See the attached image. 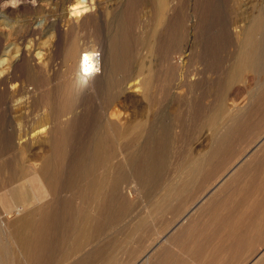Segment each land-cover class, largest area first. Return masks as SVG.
<instances>
[{
	"label": "rangeland",
	"instance_id": "374dc122",
	"mask_svg": "<svg viewBox=\"0 0 264 264\" xmlns=\"http://www.w3.org/2000/svg\"><path fill=\"white\" fill-rule=\"evenodd\" d=\"M76 1L0 0V91L1 79L7 82V91L0 93V123L6 116L5 100L15 109L11 118L16 125L26 111L36 118L51 119L52 111L44 105L45 100L52 106L59 91L67 88L63 59L73 41L80 46L91 44L100 52L103 63L99 71L110 74L126 73L138 64L145 73H159L160 64L163 67L173 47V71L171 74L163 68L150 98L119 78L114 85L112 79L109 85L103 84L108 85L107 92L119 93L109 112L121 120L145 116L149 123L143 139L137 141L145 147L143 152L132 150L126 155L130 166L125 164L118 140L111 133L105 135L104 143L110 149H82V145L87 148L93 144L88 134L95 132L101 116L93 110L87 118L81 115V107L72 113L79 116V122L84 121L73 136L78 149L68 154H48V168H40L48 182L59 180L58 192L36 198L9 220L8 229L2 226L5 219L0 215V264H195L200 248L214 252L219 264H245L243 258L249 259L251 252L247 249L256 246L251 242L259 230L256 219L264 215V181L260 180L264 169L258 165L244 167L247 157L257 152L264 155L260 151L264 148V72L255 76L246 71L241 80L230 82L227 75L239 41L251 18L264 9V0H165L166 11L162 12L157 10V0H85L90 2L88 13L92 16L87 27L79 16H70L69 7ZM200 41L207 44L205 67L189 55L190 47ZM22 49L23 59L11 66ZM37 64L43 76H38ZM16 84L27 86L31 96L16 102L20 97L15 92ZM214 113L219 121L212 131L206 120ZM39 122L36 120L34 126ZM254 139L261 143L248 150ZM108 153L114 158L110 173L115 182L103 187L92 229L79 244H72L83 206L81 187L84 181L106 174L107 168L98 160ZM3 154L0 149L1 166L12 165L17 176L35 158L40 166L37 155ZM243 154L246 158L237 171L243 170L244 178L236 183L231 178L236 170L232 163ZM195 159L198 168L190 172L186 166ZM221 174L225 176L220 182ZM221 185L224 197L218 199L216 191L202 199L212 186ZM245 200H252L246 205L256 208V213L240 212ZM209 204L213 206L207 210L208 216H200L198 212ZM188 220L204 225L201 230H191L190 238L180 232ZM22 221L28 224L24 227ZM21 232L28 237L26 251L10 240L11 234ZM246 234L249 246L243 244ZM167 235L178 243L184 239L185 246H172ZM186 240L195 242L189 246Z\"/></svg>",
	"mask_w": 264,
	"mask_h": 264
},
{
	"label": "bare ground",
	"instance_id": "6f19581e",
	"mask_svg": "<svg viewBox=\"0 0 264 264\" xmlns=\"http://www.w3.org/2000/svg\"><path fill=\"white\" fill-rule=\"evenodd\" d=\"M88 5L90 6V2L88 3L85 0H77L69 7V10H68L70 12V16L77 15L80 17L79 20L83 26L89 23L88 18L91 16L88 13V11L90 10V8H88ZM156 7H157V10H159L160 12H162L163 10L166 11L165 10V7H166L165 0H157ZM90 13H91V10H90ZM167 24H170V23H167ZM85 27H87V25ZM197 32L195 31V33ZM242 37L243 38L240 39L239 41V47L235 53L236 55L234 56L232 63L229 66L228 75H227V80L229 82L234 81V80H238V81L241 80L243 74L246 71L253 72L255 76H258L259 74L264 72V9L259 10V12L255 16H253V18H251V22L249 26L246 27L244 36ZM90 45L80 46L79 43H76L75 41H73L71 44L70 43L68 44V47L65 50L64 59H63L64 64L67 68L66 76H65V78H67L68 80L67 88L62 93H60L59 91L57 95L55 94L56 96L54 98V103L52 106H50L47 103L48 100L47 101L45 100V104H44L47 108H49V110L52 111V114H51L52 116L50 120H45L43 119V117L36 118L35 116L32 115L30 111H26V112H23V114L21 115L22 117L21 122L18 125H16L12 121V118H11V113L14 112L15 109L13 110V107L11 103L9 102V100L4 101L3 110L6 113V116L5 115L3 116L4 118L2 119L0 123V149L3 151L4 153L3 155L8 156V155H16V154H22V155L23 154L24 155L33 154V155H37V158H39L40 160V166H37L38 164L35 162L36 158L34 160H31V162L26 163L28 164V167L25 168L24 170H21L18 176L16 174L17 171L12 165H6L2 167L1 166L2 162H0V215L5 219L2 222L3 224L2 226L5 229H8L10 226L9 220L13 218L15 215L20 214L24 209H27V207L36 198L48 196L49 194H54L55 192H58L56 191V189L59 185V182H58L59 180L57 178H54L51 182H48V180L44 179V177L40 174V168H46V169L48 168L49 166V163H48L49 160L47 158L48 154H51V153L52 154H57V153L68 154L78 149V146L73 143V136L75 135V133L80 131V127H83L84 121H82V123L79 122L78 121L80 120L79 116L77 114L73 115L72 113L75 112L79 107H81V115L84 114L85 117L87 118L89 117L90 113L93 110L98 111L101 116L100 125L97 127L95 132L92 135L90 134V132L88 134V136H90V138L92 139L93 144L91 146H88L87 148L85 147L86 145L85 146L82 145L81 147L82 149L85 148L86 151L92 150L95 152H99L104 148L110 149L107 146V144H105L106 146H104V143L106 139L105 135L107 133H111L112 136L118 140V143H117L118 150L122 154V157L125 160V164L129 166L132 163L130 160L126 158V155L128 156V153L130 154L132 150L143 152V150L145 149V147L139 146L137 144L138 143L137 141H140L141 139H143V133L149 124L147 122V119H145L146 117L144 116L145 117L144 118L143 116H141V117H134V118L125 119V120H121L117 118L118 116H116V114L112 113V111L109 112V108L113 105L115 101H117L116 99L118 98L119 93L114 94L111 92L112 90L107 92L106 88L109 85L110 79H112L111 82L113 83L114 81H117L119 78L120 82L124 84L128 83L129 85H132L133 87L137 89H140L143 97L150 98L151 88L158 85V82L160 80V74L162 73L163 68L167 69L166 71L172 74V71H173L172 66L174 63L172 61V54L170 53L172 52L173 47H171L170 51H168V57L166 56L163 67H162V64H160L161 70L158 71L159 73H156L154 71L145 73V69L143 68V66L138 64L137 66H133L130 69H128L126 73L115 74L116 73L115 72V73L110 74L107 72H103L102 69L101 71H99L100 65L101 63H103L102 55L100 52H97L93 46L90 47ZM184 46H185V43H184ZM190 48H191V52L189 53V55H192L198 60H200L202 62V66L205 67V65L208 62L207 44L204 43L203 41H200L198 44H195V46H192ZM17 54H18L17 55L18 57L16 60H13L11 62L10 64L11 66H14L15 64H17L18 60L23 59L25 52L22 49V50H19ZM30 55L32 56V54ZM34 62L38 63L37 61H34ZM32 65L34 66V64ZM37 69L39 72L38 76L39 75L43 76L41 65L37 64ZM203 81H204L203 78H201L199 82L202 83ZM107 82H108V85H106L105 87L103 84ZM1 84L3 85L2 91H7L6 79H1ZM21 85H17L15 88V92L20 95L19 98L15 99L16 102L17 101L21 102V99H24L28 95L31 96L30 91L25 88L27 86L24 85L25 86L24 87ZM111 87L112 85H110V88ZM2 91H0V93ZM20 107H22L21 104L20 106L19 105L16 106V109L19 110ZM35 118L37 121L40 119L39 124H37L36 126H34V122H36ZM217 121H219L217 113H214L208 116L206 122H207V125L209 126L208 127L209 130L214 131L215 128H217V123H218ZM154 126H155V123H152V129H154ZM252 141L255 142L256 140L254 139ZM259 142L256 141L255 143H253L252 146L248 150H251V149L253 150L257 148L258 145L261 143ZM262 143H264V139H262ZM248 146H246V148ZM260 151L261 152L264 151V148H262ZM244 157H245L244 154L242 156L238 155L232 163L233 166L231 165L234 169H236L234 171L235 172L234 176L231 177L233 178V180H235L236 183L237 182L239 183L241 181V178L243 177V176L241 177V175H244L243 170H241V173L240 171H237L240 164L243 162ZM196 160L197 159H195V161H191V164L193 162L192 165H190L188 162V166L186 167L188 168V170H190V172H195L196 169L198 168V163H197L198 161ZM98 164L101 167L107 168V172L104 176L99 177L98 179H90L88 181H84L81 187V197H82L83 206H82V209L79 211V217L74 226L75 230L77 231V238L76 240L75 239L73 240L72 244H76V245L79 244L83 240L84 236H86L87 231L92 229L94 219L96 218V215H97V210L103 198V187L114 183L116 179L110 173V168L114 164V158L111 153H108L104 158H100L98 160ZM256 165L264 169V155H260V152L253 154V156L250 158L247 157L244 167L247 166L248 168H254ZM179 167H180V164H179ZM236 174L237 176L235 177ZM224 176H225L224 174L223 175L221 174V178H219V181L221 179H224ZM260 180L264 181V176H262ZM230 184H233V183L230 182ZM213 187L214 186H212V188L207 193H204V195L201 196L202 199H206V197H208L209 195V192L214 193L216 191L219 192V194L216 195V197L218 196V199L219 197H224L226 192L223 191L222 185L218 186L217 188L216 187L213 188ZM240 193L241 192H239V195ZM261 194H264V193H261ZM209 201H211V199ZM249 202H252V200L251 201L245 200L244 202H242L243 209L240 210V212L242 211L243 215L249 212L256 213L255 212L256 208L250 207L251 205L250 206L246 205ZM253 202L255 203L257 202V200L256 201L253 200ZM213 204L215 203L213 202ZM198 205L200 206V204ZM211 206L213 205L209 204V205H205V207H202L200 212H198L199 215L200 216H203L204 214L206 215L207 210L209 208L211 209ZM257 209L260 210V208L258 207ZM261 209H264V208H261ZM204 218L205 217H203V221H205ZM243 218L246 219V216H243ZM257 218L258 219H256L257 220L256 223H257V229L259 230L258 232L254 233L255 234L254 239L252 240L251 238L252 246L256 244L255 248L252 250L251 245L249 246L250 237L247 236L248 234H246L247 237L245 236V238L243 239V244L248 245L249 248L247 250L251 251L248 256L250 257L249 259L247 257H246L247 259L243 258L244 261L246 260L245 264H264V215H259ZM244 219H241V220H244ZM196 221L188 220L187 224L182 227L180 232L184 231L183 233L184 234L186 233L185 235L189 236L188 234L191 230L192 231L193 229L194 231L195 229L201 230V228L204 227V225H200L199 224L200 222L198 223ZM27 224L28 222L26 221L21 222V225H23L24 227ZM244 224L245 223H243V225ZM229 226L230 228L233 227L232 224ZM243 233H246V232L243 231ZM165 236H164V240L165 239L167 240V237ZM190 236L188 238H190ZM168 239H170L169 241H171L170 244H172V246H177V247L185 246V243L183 242L184 239L179 241V243L175 241V237L173 236H171V238L169 237ZM10 240L15 242L18 246H20L21 248H23V250L26 251V245L28 243V237L26 236V233L24 232L23 233L22 232L13 233L11 234ZM186 241H187L186 245H189V246H191V244L195 242L194 240H186ZM260 246L261 248H259ZM198 252L200 254L198 257L195 256V260H194L195 264H219L220 263L217 261L218 256L216 257L214 252H212L211 250L202 249L201 251V248H200L198 249ZM157 260L158 258L156 259V261Z\"/></svg>",
	"mask_w": 264,
	"mask_h": 264
}]
</instances>
